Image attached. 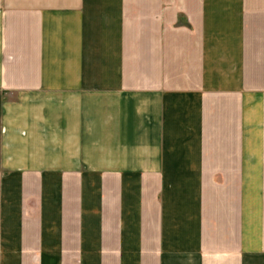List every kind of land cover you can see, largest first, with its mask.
Listing matches in <instances>:
<instances>
[{
    "label": "crops",
    "instance_id": "0c3cea01",
    "mask_svg": "<svg viewBox=\"0 0 264 264\" xmlns=\"http://www.w3.org/2000/svg\"><path fill=\"white\" fill-rule=\"evenodd\" d=\"M0 264H264V0H0Z\"/></svg>",
    "mask_w": 264,
    "mask_h": 264
}]
</instances>
